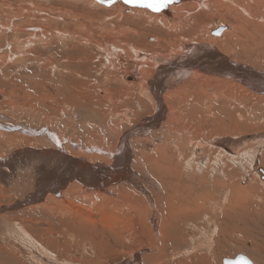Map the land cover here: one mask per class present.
<instances>
[{"label": "rangeland", "instance_id": "374dc122", "mask_svg": "<svg viewBox=\"0 0 264 264\" xmlns=\"http://www.w3.org/2000/svg\"><path fill=\"white\" fill-rule=\"evenodd\" d=\"M228 1L204 0L209 6L202 9L197 3L190 10L186 6L172 13L171 19L178 21L172 20L168 29L156 21L161 19L156 13L147 9L151 17L120 2L106 7L92 0H0V160L14 153L34 156V150L51 148L46 133L62 134L67 141L60 151L101 167L100 174L110 168L119 178L115 184L100 185L108 197L117 198L111 205L115 209L106 215L108 202L94 195L102 193L97 184L72 178L60 195L47 190L39 197L34 194L35 203H26L32 187L19 184L22 192L16 193L0 184V264H223L237 255L264 264V176L256 170L264 169V94L234 76H217L225 80L222 85L181 80L183 90L162 98V116L156 111V98L139 86L155 75L157 61L190 64L191 55L182 50L204 45L214 46L232 61L242 77L244 71L259 72V81H264V12L251 4L248 17L240 9L246 0ZM218 27L223 28L222 40L213 34ZM105 47L113 50L108 60ZM135 49L159 56L154 67H139L146 70L139 82L122 74L136 69ZM196 67L200 77H213L203 65ZM157 115L156 128L146 125L142 134L140 125ZM122 137L132 154L125 174L124 164L114 157ZM240 137L245 140L237 146L229 143L233 140L226 142ZM92 145L115 155L87 151ZM134 178L152 192L148 199L156 195L161 206L171 187L164 188L158 178L180 185L178 191L185 197L187 184L197 189L209 182L212 188L208 197L201 191L194 204L161 207L167 214L161 217L158 239L146 194L124 186ZM152 180L159 187L155 192ZM111 185H117L116 193ZM220 192L225 203L211 213L206 203L220 199ZM127 199L133 208L123 204ZM81 213L96 220L98 227H89Z\"/></svg>", "mask_w": 264, "mask_h": 264}, {"label": "bare ground", "instance_id": "6f19581e", "mask_svg": "<svg viewBox=\"0 0 264 264\" xmlns=\"http://www.w3.org/2000/svg\"><path fill=\"white\" fill-rule=\"evenodd\" d=\"M190 1L191 2H187V0H177V2L175 1V3H172V4L168 5L167 10H166V13H164V12H162V13L161 12H152V13H156V15H154L155 17L161 18L160 19L161 21L160 20L159 21L156 20L159 24H162L163 26H165L166 28H168V24L172 25V23H171L172 20L173 21H176V22L178 21V20H175V19H171V18H173L172 17V15H173L172 13H176L177 11L178 12L179 11H182V9H184L186 6L190 7L189 8V10H190L194 6L193 3H197L196 7H198L199 9L208 8V6H209L208 5L209 4L208 1H207L208 4H207V2H204V0H190ZM222 1L227 2L228 0H211L212 3L218 2L219 4H223ZM92 2L97 3V2H95L93 0H92ZM188 3H192V4L189 5ZM230 3L231 2H229V5H230ZM241 3H242V1H241ZM246 3H245V6L244 7H241L240 8L242 10V13L245 14V16L251 17V10H250L251 9V4L252 5H255L258 10L264 12V0H246ZM97 4H99V3H97ZM111 6H113V5H111ZM220 6L221 5H219V7ZM236 6L238 7L239 5H236ZM131 9H132V11L140 12V13L142 12V14H145V15L149 14V16L153 17L152 16L153 15L152 13H148L147 8H131ZM49 10H47V11H49ZM53 11H54V9H53ZM163 15L169 16L170 18H165ZM175 26L176 25H174V27ZM177 26H178V24H177ZM8 27H5V29H7ZM38 29H39L38 31H41L42 30L41 28H38ZM57 34H59V33H57ZM60 34H62L63 37H67L68 36L67 32H63V31ZM219 35L220 36L218 37V39L219 40H222L220 38L224 37L223 36V31ZM43 37H44V39H47L48 38V37H46V35H43ZM31 38H33V40H36L35 39L36 38L35 37V34L32 33L31 34ZM162 40H160V38H155V41L156 42L163 43ZM30 43H32V40L31 39L28 40V44H30ZM62 43H64V42H62ZM215 44L219 45L218 42H216ZM157 45H159V44H157ZM195 46H196V44H195ZM102 47L100 46V48H102ZM203 47L205 49L204 48H201V47L198 48L197 46L196 47L193 46V47H189L188 49H183L182 50V52L184 51V53L186 55H188V54L191 55V58L187 59V60H189V63L190 64H187V65H185L186 62H181V61H180V63L177 62L176 64H174V63L172 64V63H170V61H166V62L165 61H163V62L161 61V63H160V61H157L158 58H159V56H157V54H148V53H145L144 54L141 51H138L139 49H135L132 53L135 54V56H136L135 57V61L138 64L137 67H135L136 69L135 70H132V71H126V70H124V71H122V74L124 76L130 75V76H132V79H136V80H138L137 82H139V78H141L144 75L142 73H144L146 71L145 69L143 70L142 68H139V67L140 66H146V65H147L146 67H150V66H153L154 67L155 62L156 61L158 62L159 65L157 66L158 68L156 69L157 71L155 72V75L152 76V78L149 79L148 81L147 80L141 81L139 83V86L141 88L148 89L150 91V95H153L156 98L155 99L153 97L155 99V100L153 99L154 102H155L154 103L155 104V107L157 108L156 111H157V113H160L159 115L162 114V116H163V114L166 111L165 106H164L165 104L163 103V99L162 98L165 95L169 94L170 92L171 93H170L169 96H174V95H176V93H178L179 91L183 90L185 87L183 85H181V80H187V81H189L190 79H192V80H196L195 82H197V83L198 82H202L204 84L208 83V81H213L215 83H219L220 85H222L223 81H225V80L222 79V78H219L217 76H219V75L224 76V77L225 76H227V77L228 76L229 77L230 76H232V77L234 76L233 79L234 80H237V82L242 83V84L243 83L244 84L248 83L252 87V89L254 88L255 90L259 91V93L262 92V94H264V81L263 80H260L259 81V79H261V77H262V73H259V72H256V73L251 72L249 74L248 72L246 73L244 71L243 74L246 75L245 76L246 78L245 77H242L241 74H238L237 68L234 67V65L232 64L233 62L230 61V60H227L226 58H224L223 55L217 49H215L214 46H212V45L211 46H205L204 45ZM111 48H113V47H111ZM104 49L106 50V59L108 60L109 59V55L111 53H113V50L112 49L110 50L107 47H105ZM115 52L116 51H114V53ZM124 58L126 59V56L121 57L118 60V62L120 64L123 63V61L125 60ZM180 58L183 59V58H185V56H181ZM163 63H164V65H163ZM198 65H203L205 67L204 72H206L208 74H211L213 77H210V76H205L203 78L200 77V75L202 76L203 74L199 73V71H196V68H197L196 66H198ZM148 69H150V68H148ZM240 70H241V68H240ZM245 70H246V68H245ZM226 72H228V73H226ZM214 75H216V77H214ZM218 79H220V80H218ZM142 82H145V83H142ZM134 83H136V82H134ZM130 85H132V83ZM133 86L136 87L135 84ZM215 86H218V85H215ZM150 95H148V97L151 99V96ZM2 99H3V95H1V93H0V100H2ZM159 117L160 116L157 115V117L153 118L152 120L151 119L150 120H145L146 122L142 123L140 125L141 128L138 127L139 128L138 130L141 131L142 134H145L144 131H142V128L143 127L145 128L146 125H147L148 129L149 128H156L154 126V124L157 121L154 120V119H159ZM171 118H173V117H171ZM174 122H173V124H174ZM176 123H177V121H176ZM170 124H172V123H170ZM177 125H178V123H177ZM138 130L137 131L135 130L134 131V134H136L135 132L138 133L139 132ZM166 132H167V130H166ZM30 133H31V131H30ZM185 133H188V132H185ZM50 134L46 133V135L48 137L47 139L50 142V144L52 145L50 149H48V150H41V151H39V153L34 150V152H33L34 156L32 155L33 157L30 156L29 154L25 155V153H19V154L18 153H14L9 158L7 157V159H9L7 161L5 159H3V158L0 160V184H2L3 186L8 187L9 190H14L16 193L22 192L20 189H18L19 188L18 187L19 184L20 185H25L29 189H30V187H32L31 190L33 191V194L29 193L31 195L28 196V199L29 200H26V203H27V201H29L31 203H35V202H32L33 201V198L35 197L34 194H39L40 192H43L45 190H47V192H49L52 195L53 194H56V195L62 194L63 193L62 192L63 191V188L66 185V182H68L69 179H72V178H73V180H77L80 183H87L88 182L89 184H97L98 185V188H100V189L103 188V187L100 186L101 184L103 186H105L106 184H108V182L112 184V183H114V181L116 179H119V178H116L113 174L111 175V169L110 168H104L106 170L104 172H107V173L101 172V174H100L98 171H99V169H101V167H98L97 165L87 164L83 160L77 161V160H75L73 158H70L68 155H66L65 153L62 152L63 149H64L63 148L64 141L65 142L67 141L66 138L64 137V135H62V134L59 135L58 134V136H57L56 134H52V135H50ZM125 137L127 138V136H125ZM229 140H233V141L232 142H229ZM244 140H245V138H241V137L240 138H235V139L234 138L233 139H231V138L229 139L228 138L226 140V142H229L230 144H232L234 146H237V145L241 144ZM126 144L127 143L125 141V138L122 137L121 138V145L119 147V150H120L119 151V155L114 156V157H116V160L115 161H116L117 164H119L121 166L124 164L123 165L122 174H125V169H126V167L129 166V164L131 162V155H132V154H130V151L128 150ZM57 145H59L60 148L57 147ZM198 145H199V143H198ZM75 146L78 147L74 143V147ZM145 146H147V145H145ZM220 146H222V145H220ZM60 149H62V151H60ZM229 150H231V149H229ZM87 151H89V152H93L94 151V152H97L98 154L110 155V157H113V154H114V151L113 152L108 151V150L106 151V150H103L101 148H98V147H96L94 145H92L91 148H88ZM34 157H36V158L41 157V159L40 158L35 159ZM53 159H56L58 161L57 162H54ZM135 160H137V159H135ZM80 162H82V163H80ZM79 164H85V165H83V167L81 168V167L78 166ZM256 170H257L258 176H261L260 174H262V176H264V169H262V168H256ZM212 171L214 172L215 170H212ZM122 174H118V176L121 177ZM172 174H174V173L172 172ZM203 174L205 175L206 173L204 172ZM126 176H127V174H126ZM222 177H220V178H222ZM158 179L160 181H162V185H163L164 188L166 186L171 187V191H169V193L170 192H173V195H170L169 193L168 194L165 193L162 196L163 199H164V203H162V206L158 202L159 200L156 201V198H157V197H155L156 195L153 196V199H148L149 198V194H152V192H149L148 190L146 191V189L144 187L146 184L143 185L141 183L140 184L136 183L134 181L135 178L132 179V180L131 179H127L129 181V183H124V186H127V189H128L130 185H133V187L134 186L135 187H138L137 190L142 191V194H146L145 195V198H146L145 205H146L147 208H150L152 210V214L154 213V215H155V220H153L150 224L152 225V228L154 229L155 236L158 237V239H161V232H162V229L160 228L161 227V223H162L161 222V217L162 216H165L167 214V212H164L163 213L161 211L162 210L161 207H163L165 209L171 210L175 206H182V205L187 206L189 204H194L195 201L193 203V199L195 200L197 198L196 196L199 195V193H201V191H203L204 195H205V192H206V195L205 196H207V194L209 195V191L212 188V186L210 185L209 182L208 183L206 182L207 184H205V185L203 184V185H201L198 188L196 187L197 185L195 184L194 186L197 188V189H195L190 184H187L189 186V188H188L189 192L186 191L187 193H183V194H186V197H185V196H183L181 194V192L178 191L179 189H181L180 188V185L177 187V183L176 184L174 183L176 185L175 186L171 182L167 184V182H164L163 179H160V178H158ZM223 179H224V177H223ZM176 181H177V179H176ZM150 182H151L150 185H151V187H152V189H153L154 192L157 190V188L159 189L158 184L154 180H152ZM192 182H194V181H192ZM120 183H122V182H120ZM199 183L201 184V182H199ZM111 186H112L111 189L113 190V193H116V190L113 189V188H115L117 185H111ZM182 186L183 185L181 184V187ZM15 187H17V188L15 189ZM98 188H97V190H99ZM108 188L109 187H107V189ZM183 188H184V186H183ZM191 188L193 189L192 191L195 190V192L197 194L194 192L193 193V196H192L191 195ZM21 189H24V188H21ZM103 189H101L102 190V193L101 194H94V195H99L98 197H102L103 198V201H107L108 202L107 203L108 205L106 207H104V210L105 211H103V214H105V212L106 213L109 212V209H112V207L114 205L113 206H111V205L113 204V202L117 198L116 197H112V196L111 197H108L106 195V194H108V192H106V190L105 189L103 190ZM152 189L150 188L149 190L151 191ZM89 190H90V187L89 188H86V190H84V191L85 192H89ZM108 190H110V189H108ZM240 190H242V189H239V191ZM26 192H27V189H26ZM123 192H125V191L123 190L122 193ZM129 192H130V190H129ZM223 193H221V197L218 200H213L212 198H209V201H207V203H206L207 210H209V211L211 210V213H213L214 211L216 212V210L219 209V207L222 204L225 203L223 201V198L225 197V194H223ZM40 194H42V193H40ZM40 194L38 195V197L40 196ZM215 194H217V193H215ZM24 197H26V196L24 195ZM24 197H23V199H24ZM38 197L36 195L35 198L38 199ZM127 197L130 198L129 195ZM41 199H43V198H41ZM140 201H142V200H140ZM140 201H139V203H140ZM123 204L126 205L127 208L128 207L130 208V206L132 204H134V203L130 199H127V201H123ZM101 212H102V210H101ZM91 214H93V213H91ZM77 215L80 216V214H77ZM81 215H82L81 216L82 218L83 217L84 218L86 217V215L83 214V213H81ZM88 216L90 217L92 215H88ZM84 218H83V220L85 222L88 223L90 221L88 217L85 218V219ZM144 220H146V219H144ZM87 223H86V225H87ZM92 225H94V228H92V229H95L96 227H98L96 225V220H95V222L94 221H90L88 223V226L89 227H93ZM82 228H84V227H82ZM92 233L93 232H90V234H92ZM159 241H161V240H159ZM226 260H232V259H226ZM249 261L251 262V264H253V262L250 259H249Z\"/></svg>", "mask_w": 264, "mask_h": 264}, {"label": "water", "instance_id": "95a60500", "mask_svg": "<svg viewBox=\"0 0 264 264\" xmlns=\"http://www.w3.org/2000/svg\"><path fill=\"white\" fill-rule=\"evenodd\" d=\"M94 1L99 3V4H101V5H103V6H106V7H109V6L113 5V4H115L116 2H120V3H122V4H124V5L128 6V7H131V8H147V7L140 6L139 4L125 3V0H115V2L113 4H111V5H108L107 3H101L100 0H94ZM175 1L177 2V0H174V2H172V3H175ZM172 3H170V4H172ZM147 9H149L151 12H155L151 8H147ZM166 10H167V7L161 9L158 12L166 13ZM222 31H223V28L222 27L221 28L218 27L217 30L214 32V35H219ZM223 264H251V262L249 261V259L247 257L240 255V256H237L233 260H226V259L223 260Z\"/></svg>", "mask_w": 264, "mask_h": 264}, {"label": "snow or ice", "instance_id": "6c2138e0", "mask_svg": "<svg viewBox=\"0 0 264 264\" xmlns=\"http://www.w3.org/2000/svg\"><path fill=\"white\" fill-rule=\"evenodd\" d=\"M100 2L111 5L115 2V0H100ZM172 2H174V0H125V3L139 4L140 6L151 8L155 12L168 7V5Z\"/></svg>", "mask_w": 264, "mask_h": 264}, {"label": "flooded vegetation", "instance_id": "af4514ba", "mask_svg": "<svg viewBox=\"0 0 264 264\" xmlns=\"http://www.w3.org/2000/svg\"><path fill=\"white\" fill-rule=\"evenodd\" d=\"M237 256H240V255H237ZM237 256H236V257H237ZM242 256H244V255H242ZM236 257H235V258H236ZM245 257H246V256H245ZM235 258H234V259H235ZM232 260H233V259H232Z\"/></svg>", "mask_w": 264, "mask_h": 264}]
</instances>
